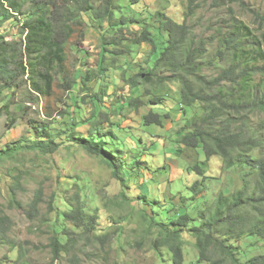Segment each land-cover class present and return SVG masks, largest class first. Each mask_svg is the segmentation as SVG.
<instances>
[{"label": "trees", "instance_id": "1", "mask_svg": "<svg viewBox=\"0 0 264 264\" xmlns=\"http://www.w3.org/2000/svg\"><path fill=\"white\" fill-rule=\"evenodd\" d=\"M139 1L130 0L132 3ZM199 1L188 0L182 22L157 11L159 23L155 34L145 19L124 15L115 0H99L98 4L95 0H0V27L12 21L17 22L19 28L15 33L18 39H8L0 34V112L6 118L9 116L13 124L18 115L25 114L27 106L15 97L18 89L28 90L32 98L26 101L36 103L41 95L52 91L56 80H61L59 85L64 91H69L78 83L85 84L90 75L86 64L81 63L83 66L78 67L71 78H68L64 65L71 26H88L98 31L101 40L96 70L100 75L116 68L121 56L131 53L133 47L141 44L150 46L148 57H151L158 52L159 36L165 44L152 67L148 68V61L145 66L140 64L134 74H123V86H128L135 93L127 102L128 108L137 111L146 104L162 103L170 91L165 89L166 86L169 83L179 84L181 105L197 108L179 131L180 143L192 149L201 146L206 160L217 156L223 169L241 170L239 179L243 186L229 193L219 192L213 199L205 201L208 198L202 181L206 176L199 164H194L192 169L200 174L201 179L189 187V199L194 202L200 198L208 202L196 210L199 214L197 219L184 213L163 223L156 222L153 213L144 212L140 217L143 232L145 236L156 233V237L150 239V245L160 264H185L182 242L185 234L195 241L198 259L192 264H264V122L252 127H243L235 122L239 114L244 115L245 107L249 114L264 116V50L259 42L252 40L253 33L248 26L236 20L230 25V31L218 34L215 51L208 57L209 45L213 41L197 36L188 24V19L195 15L203 0ZM261 20L264 22V19ZM97 21L100 22L97 26L92 23ZM258 61L262 64L258 65ZM205 67L216 70V74H204ZM255 75L260 76L258 80L254 79ZM100 80L98 78L99 84ZM97 87L81 97L82 104H93L96 111L93 108L91 114L83 119L77 113L79 106H71L73 125L66 129L62 141L55 143L56 136L31 143L29 139L21 138L15 144L0 148V162L15 158L23 150L52 154L62 146L80 147L106 163L124 195L128 187L126 176L131 173L125 174L124 168L128 165L133 170L134 164H127L124 158H120L119 150L110 142L116 137L108 126V114L96 108L104 104L109 95L108 88ZM139 87L143 89L141 93ZM142 96L147 100H143ZM162 117L149 112L143 119L145 124L162 126ZM77 119L91 122L92 129H86L82 135L76 128L79 125ZM64 130L62 128L57 135L63 134ZM255 149L259 150L258 155L253 153ZM252 176L256 177V181L250 187L248 182ZM14 181V185L21 182L19 176H15ZM41 193L39 189L33 209L37 207ZM12 195L14 198V192ZM63 201L66 203L65 199ZM73 204L75 206L67 211L53 206L54 221L46 220L45 224L53 232L48 244L52 259L66 257L75 262L78 252L82 251L77 247L82 238L73 235L66 226L67 222L79 231L78 235L89 234L93 223H96V218L91 216L93 209H87L85 200L75 195ZM70 207L68 205L67 208ZM8 221L7 216H0V235L4 236V241L7 239ZM216 233L221 239L215 237ZM107 237L108 234H104L103 238ZM243 237L249 242L240 243ZM117 240L121 249L122 242L119 237ZM256 241L261 245H257ZM247 250L260 252L249 255Z\"/></svg>", "mask_w": 264, "mask_h": 264}, {"label": "rangeland", "instance_id": "2", "mask_svg": "<svg viewBox=\"0 0 264 264\" xmlns=\"http://www.w3.org/2000/svg\"><path fill=\"white\" fill-rule=\"evenodd\" d=\"M95 1L98 4L99 0ZM115 1L124 15H136L145 19L155 34L159 23L157 11H163L175 21L182 22L188 2ZM261 19H264V0H203L195 15L188 19V24L197 36L213 41L207 52L209 57L217 46L218 34L230 31V25L236 20L248 26L253 33L252 40L259 42L264 50V22ZM92 23L96 26L100 24L99 21ZM18 29L17 22L7 21L0 27V34H4L8 39H18V35H15ZM69 35L64 54L68 78L84 63L90 70L88 80L85 84L72 86L69 91L62 90L59 85L61 80H56L52 91L41 95L36 103L26 101L29 97L32 98L28 90L18 89L16 100L25 104L28 109L25 114L18 115L15 124L9 116L6 118V115L0 112V148H4L6 144H15L21 138L29 139L31 143L50 140L56 136L54 142L59 143L65 138L66 129L73 125L71 106H79L78 115L86 119L94 106L82 104L81 97L92 93L101 85L108 88L109 95L104 99V104L96 108L108 114V126L116 137L110 142L119 150L120 158H124L127 164H134L133 170L128 165L124 168L125 174L131 172L126 176L128 187L122 195L120 183L113 178L106 163L80 147L62 146L52 154L23 150L15 158L1 161L0 216L8 217L9 229L5 241L4 236L0 235V264H22L23 261L24 264H160V259L150 245V239L155 238L156 233L145 236L141 215L145 214L144 212L153 213L156 222L166 223L168 219L173 220L187 213L196 220L199 216L196 210L206 206L208 202L205 201L213 199L219 192L229 193L232 189H240L243 186L242 180L239 179L241 170L223 169V164L217 156L206 160L201 146L192 149L180 143L179 131L197 108L181 105L179 84L169 83L166 86L165 89L170 91L162 103L146 104L137 111L128 108L127 102L135 93L128 86H123V74H134L140 64L145 66L148 61V68L152 67L165 44L159 36L158 52L151 57H148L150 46L141 44L139 47H133L131 53L121 56L116 68H110L100 75L96 70L101 40L98 31L88 26H71ZM257 64L261 65L262 61ZM203 72L212 76L217 71L205 67ZM259 77L255 75L254 79L258 80ZM98 78L101 79L100 84ZM139 88L141 93L143 89ZM143 100H147V97H143ZM94 110L96 111L95 108ZM149 112L163 116L162 126L144 123L143 117ZM165 114L167 117H164ZM243 114H239L235 121L243 127H252L264 122L262 114H249L246 107ZM77 124L79 125H76V128L82 135L86 129H92L91 122L77 119ZM62 128H65L63 134L57 135ZM262 137L264 138V133ZM253 153L258 155L259 150L255 149ZM194 164H199L206 176L202 181V188L206 190L208 198L205 201L198 198L192 202L189 199V187L194 181L201 179L200 174L192 169ZM15 176H19V185H14ZM255 181L256 177L252 176L248 185L254 186ZM39 189L42 191L41 199L33 209L32 204L36 201ZM75 195L87 202V209H93L91 216L96 218V223H93V230L90 229L89 234L78 235L79 231L71 222H67L66 226L73 235L82 238L77 245L82 251L78 252L75 262L66 257L55 260L51 258L48 245L53 232L45 223L47 219H54L53 206H58L60 211H67L72 205L75 206ZM182 199L185 201L182 202ZM68 205L71 207L67 208ZM124 216L125 219H122ZM106 233L108 237L103 238ZM117 237L122 242L121 249L118 248ZM215 237L221 239L218 233ZM231 240L236 241L234 238ZM8 241L11 243L7 244ZM182 242L183 261L185 264H192V261L198 259L194 248L195 241L185 234L182 236ZM241 242L248 243L249 239L243 237ZM256 244L261 245L259 241H256ZM247 251L249 255L260 252Z\"/></svg>", "mask_w": 264, "mask_h": 264}]
</instances>
